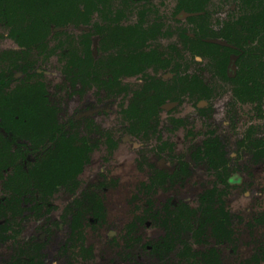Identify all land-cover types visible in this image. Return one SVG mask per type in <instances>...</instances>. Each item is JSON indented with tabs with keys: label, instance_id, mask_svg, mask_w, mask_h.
<instances>
[{
	"label": "flooded vegetation",
	"instance_id": "flooded-vegetation-1",
	"mask_svg": "<svg viewBox=\"0 0 264 264\" xmlns=\"http://www.w3.org/2000/svg\"><path fill=\"white\" fill-rule=\"evenodd\" d=\"M114 1L89 0L88 7L85 4L86 0H65L64 3L77 5L79 13L71 14L69 20L62 26H51L43 40L45 47L43 53L48 50L52 36L59 38L60 43L67 41L69 47L64 51L68 57L65 68L71 75H69L71 84L78 85V95L79 91L87 86L88 78H94L93 80L101 81L105 85L116 83L122 73L143 79L142 88L135 92L128 110L132 117L128 130L134 134L155 130V125H151L153 122L150 121H156L160 109L182 104L184 100H187L189 105L190 103L192 105L191 111L185 115L171 116V125L167 127V131L189 122L193 126L195 119L205 125L208 131L207 136L191 155L195 157L194 159H209L218 165L221 169V183L224 187L231 186L239 177L241 155L237 152L231 154L234 156L229 154L222 135L220 136L214 130L211 123L214 124V118H217L216 112L224 108L222 102L229 106L227 110L230 106L233 109L238 104L251 103L254 104L258 113L260 111V115L263 114L260 100L264 93V34L260 30V21L264 20V0H233V3L221 12L222 17H218L215 23L210 21L211 11L208 5L210 0H175L172 10L174 19L179 23L185 19L187 26L183 31L187 37L184 48L192 59H198V61L189 62L175 59L169 54L175 49L174 45H167L166 49H160L152 44L156 37L165 35V30L161 31L164 25L161 17L156 15L150 22L145 18V10L141 9L138 11V19L125 22L120 17V10L115 7ZM123 1L125 3L141 0ZM142 1L150 2V0ZM2 25L11 35L10 29L5 24ZM70 25L86 27L74 44L69 39L70 36L66 38L61 36L64 28ZM125 34L141 38L138 44L123 45ZM95 39L97 42L110 43L111 48L117 49V56L105 63L96 60L92 47ZM199 40L207 44L200 45ZM16 44L19 46L18 49L10 48L0 52V71L7 81L4 89L7 92L12 91L24 75L22 71L12 66L13 59L16 62L21 60L19 52L24 50L17 41ZM33 51L37 52L31 49L28 54H32ZM174 52L178 56L181 55L178 51ZM27 57L29 60L34 59L30 55ZM74 58L79 61V76L76 79L71 72L73 68L71 62ZM35 65L28 70L33 80L39 73ZM189 65H192V69H188ZM216 79L220 81L219 85L223 82L229 87L224 88V92L214 98ZM222 96H225L224 101L222 99L216 101ZM46 116L45 114V118ZM77 116V113L72 116V119L76 121L74 125H69L67 119L63 120L65 124L58 128L63 132L62 135L68 136L71 133L75 139L74 135L81 133L80 129L85 127L87 117ZM44 122L45 125H34L28 134L20 136L17 134L18 128L7 125L4 127L1 124L4 121L0 118V180L2 181L0 264H46L47 258L50 260V247L43 241H21L22 223L42 207L39 199L52 196L55 189L57 190L74 175L78 176L76 174L78 171L73 175L41 172L45 164H50L48 161L53 155L54 147V142L51 140L52 131L56 129L49 124V121ZM253 130L255 131L254 126L242 135L240 138L242 141L240 140L238 147L242 154H249L254 161H261L264 159V136L252 137ZM159 133L162 136L164 134L162 131ZM243 140L245 143H242ZM92 142L90 137L88 139L82 137L79 143H75L74 140L72 142L74 147L82 150L81 167L87 152L95 145ZM3 148H8L9 152L4 153ZM188 161L178 158L170 169L173 176L184 174L188 168ZM167 169L163 166L159 171L163 174L167 173ZM158 175L161 174L157 172L152 178H158ZM217 190V186L212 187L209 195L213 196ZM90 194L95 196L93 200L89 199L88 206L82 208L79 203L77 206L68 208L64 215L63 237L62 241L58 242L61 244L56 247V250L66 259L71 255L66 264H72L75 258L81 256L80 250L93 255L94 246L85 243V221L91 223L98 221L105 207L95 189ZM89 198H91L90 195ZM23 201H31L27 206L30 215L25 214L26 208L23 206ZM206 202L203 216L205 226L200 224L198 227L192 223V209L186 203L164 205L163 209L166 211L159 207H151L148 217L153 220L161 218L164 234L146 243V248L166 251L182 240L185 243L181 255L186 258V264H224L222 255L215 244L206 249H200L203 229H206L209 236L214 237L218 244L226 243L232 238L233 229L230 225L236 216L225 207L223 201L215 204L213 200ZM6 228L10 231H6ZM5 243L9 244L3 249L2 246ZM251 259L258 261L257 255H252L246 260L251 261Z\"/></svg>",
	"mask_w": 264,
	"mask_h": 264
},
{
	"label": "rangeland",
	"instance_id": "rangeland-1",
	"mask_svg": "<svg viewBox=\"0 0 264 264\" xmlns=\"http://www.w3.org/2000/svg\"><path fill=\"white\" fill-rule=\"evenodd\" d=\"M174 3L175 0H150L149 3L142 0L125 3L123 0L114 1L125 22L138 19V11L141 9L145 10V18L150 22L156 15L161 17L164 22L161 31L165 30V35L156 37L152 44L160 49L174 45L175 49L169 54L175 59L198 61L192 59L184 48L187 39L183 32L187 27L186 21H175L172 14ZM232 3L233 0H210L211 23L222 17L221 12ZM83 30L86 27L70 25L64 28L61 36H70L74 44ZM13 38L8 34V29L0 24V52L19 48ZM58 40L52 36L48 50L37 58V75L50 94L51 103L55 102L58 106L60 120L69 119L75 113L79 118L87 117L85 127L80 129L86 135L77 133L74 142L79 143L82 137H90L95 145L89 149L86 158L83 157L85 161L76 173L78 176L71 177L58 191L55 189L52 196L39 199L42 207L37 212L29 213L27 206L31 201H23L25 214L31 215L26 221L23 220L21 241H43L51 251L50 260L47 258L46 264H66L71 255L66 259L56 250L63 237L64 215L68 208L79 203L82 208L88 206L89 199L93 200L95 196L90 192L95 189L105 208L98 221H85V243L93 245L94 252L88 255V252L80 250L82 255L75 258L72 264H186V258L181 255L185 243L182 240L166 251L146 248V243L164 234L161 218L153 220L148 214L151 213V207L166 211L164 205L186 203L192 209V223L196 227L200 224L205 226L203 216L206 201L213 200L214 204L223 201L225 207L234 212L236 218H233L230 225L233 229L232 238L218 244L203 229L200 249L215 244L224 264H264V159L254 161L249 154H242L238 147L240 138L250 127H255V131L251 132L252 137L264 136V93L260 100L262 115L251 103L238 104L233 109L230 106L227 110L229 106L222 102L224 108L216 112L218 119L214 118V124L211 123L214 130L222 135L229 154L237 152L241 155L239 177L231 186L224 187L218 165L209 159H194L191 155L207 136L205 125L195 119L193 126L189 122L167 131L171 125V116L185 115L191 111V103L189 105L184 100L182 104H176V107L160 109L156 121H150L153 122L151 125H155V130L131 133L128 126L132 123V117L128 110L135 92L142 88L143 79L122 73L116 83L105 85L94 78H88L87 86L78 95L76 90L71 89L74 84H71V75L65 68L68 57L64 51L69 44ZM93 42L94 56L100 63L117 56V49L111 48L110 43L97 42L96 39ZM174 51L181 55L178 56ZM29 55L36 59L35 51ZM189 68L192 69V65ZM216 82L214 98L229 87L223 82L219 85L217 79ZM224 97L216 101H224ZM160 131L164 133L163 136ZM178 158L189 160L188 168L184 174L173 176L170 169ZM163 166L168 168L167 173H160L159 169ZM157 172L161 175L153 179ZM1 183L0 180V188ZM214 186L218 190L210 196L209 191ZM162 214L166 215L164 212ZM8 244L5 243L2 248L5 249ZM252 255H257V262L254 259L246 260Z\"/></svg>",
	"mask_w": 264,
	"mask_h": 264
},
{
	"label": "trees",
	"instance_id": "trees-1",
	"mask_svg": "<svg viewBox=\"0 0 264 264\" xmlns=\"http://www.w3.org/2000/svg\"><path fill=\"white\" fill-rule=\"evenodd\" d=\"M65 0H0V23L5 24L10 29V34L24 50L20 51V61H12V66L24 74L20 83L10 91H5L7 81L0 71V118L4 127L12 126L18 128L20 136L28 134L34 125H45V120L49 121L55 129L52 131V141L54 142L53 155L48 161L50 164L44 165L41 172L53 175H73L81 168V152L79 147H74L73 135H62L58 129L65 124L58 117V106L51 103L50 94L47 92L44 83L38 79H32L29 68L37 63V58L44 55L45 50L43 40L50 31L51 26L64 25L71 14L79 13L77 5L64 3ZM86 5H90L86 0ZM260 30L264 34V20L260 21ZM141 37H134L125 34L123 45H135ZM114 40V39H113ZM115 41H117L115 39ZM200 45H206L199 40ZM35 52L36 59H28L29 50ZM71 72L74 78H78L79 61L72 59ZM90 60V59H88ZM246 77V75H244ZM247 86V84H246ZM72 90L78 92V85H72ZM45 114L47 115L45 118ZM49 119V120H48ZM68 124L74 125L75 120L69 117ZM48 124V123H47ZM7 125V126H6ZM58 133V136H56ZM13 140V139H11ZM9 140V141H11ZM4 153H8V148H3ZM55 183V181H53Z\"/></svg>",
	"mask_w": 264,
	"mask_h": 264
}]
</instances>
